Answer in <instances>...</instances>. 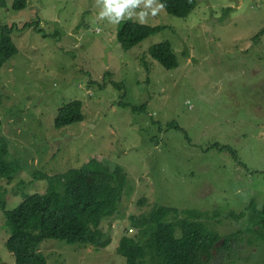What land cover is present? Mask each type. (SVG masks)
I'll return each instance as SVG.
<instances>
[{"label": "rangeland", "instance_id": "1", "mask_svg": "<svg viewBox=\"0 0 264 264\" xmlns=\"http://www.w3.org/2000/svg\"><path fill=\"white\" fill-rule=\"evenodd\" d=\"M6 1L0 24H35L15 28L19 53L0 68L7 160L23 166L14 182L1 180L7 209L45 193L38 172L63 174L95 158L127 174L120 215L103 223L111 244L45 240L47 264H127L117 249L130 218L156 206L206 215L208 232L222 238L206 264H264V242L250 232L251 210L264 202V0H197L187 18L164 7L153 16L140 0L117 23L99 17L102 0H27L18 11ZM141 11L149 13L144 23ZM129 21L162 29L127 50L117 35ZM166 41L176 69L150 54ZM74 101L84 121L57 129L59 109ZM9 237L0 209V264H17ZM224 240L233 246L227 253Z\"/></svg>", "mask_w": 264, "mask_h": 264}, {"label": "trees", "instance_id": "2", "mask_svg": "<svg viewBox=\"0 0 264 264\" xmlns=\"http://www.w3.org/2000/svg\"><path fill=\"white\" fill-rule=\"evenodd\" d=\"M158 1L169 15L178 18H187L197 5V0ZM6 5V0H0V8ZM26 7L27 0H15L13 4L15 11ZM34 25L30 22L22 27L0 24V68L19 53L12 37L15 28L24 30ZM161 29L133 21L125 22L118 32L117 42L129 50ZM150 54L167 70L179 66L169 41L153 46ZM122 103L120 106H126ZM145 108L144 104L134 107L133 111H145ZM83 121V103L74 101L59 109L54 124L61 129ZM1 127L0 118V209L7 217L10 230L6 246L16 263L47 264L46 257L40 253V245L45 240L84 244L97 250L110 245L112 233L103 229V223L120 215V203L127 183L124 169L116 166L113 170L93 158L82 168L63 174L50 176L35 173L34 180L47 181L45 193L30 194L16 209L9 211L5 198L8 189L1 184V180H6L8 184L14 182L23 166L20 161L7 160L9 143ZM230 152L236 155L232 149ZM25 184L19 181L17 185L21 187ZM256 206L251 210L250 232L264 242V202L261 209ZM204 216L200 211L184 212L169 206H156L148 214L132 216L129 230L120 240L118 253L126 258L127 264H206L214 259V251L218 250L222 238L208 232L202 221ZM131 230L136 231L134 235H130ZM223 242L221 247L227 253L233 246L227 240Z\"/></svg>", "mask_w": 264, "mask_h": 264}, {"label": "clouds", "instance_id": "3", "mask_svg": "<svg viewBox=\"0 0 264 264\" xmlns=\"http://www.w3.org/2000/svg\"><path fill=\"white\" fill-rule=\"evenodd\" d=\"M140 5V0H102V9L99 13L101 19H107L112 23L119 22L125 16H132V9H136ZM163 5H156L152 7V0H146L144 4L145 9H151V15H156L157 11L162 8ZM149 15L147 11H141L138 13L141 23L145 22V17Z\"/></svg>", "mask_w": 264, "mask_h": 264}]
</instances>
